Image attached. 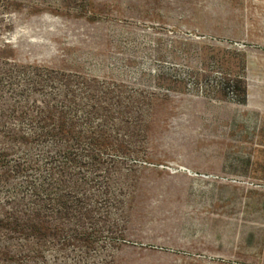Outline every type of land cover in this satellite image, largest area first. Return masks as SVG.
Listing matches in <instances>:
<instances>
[{
    "label": "rangeland",
    "instance_id": "rangeland-1",
    "mask_svg": "<svg viewBox=\"0 0 264 264\" xmlns=\"http://www.w3.org/2000/svg\"><path fill=\"white\" fill-rule=\"evenodd\" d=\"M0 264H264V0H0Z\"/></svg>",
    "mask_w": 264,
    "mask_h": 264
},
{
    "label": "bare ground",
    "instance_id": "bare-ground-1",
    "mask_svg": "<svg viewBox=\"0 0 264 264\" xmlns=\"http://www.w3.org/2000/svg\"><path fill=\"white\" fill-rule=\"evenodd\" d=\"M253 79V78H252Z\"/></svg>",
    "mask_w": 264,
    "mask_h": 264
}]
</instances>
